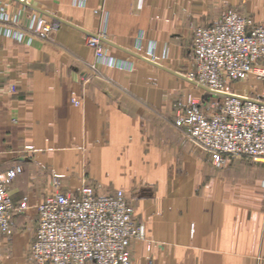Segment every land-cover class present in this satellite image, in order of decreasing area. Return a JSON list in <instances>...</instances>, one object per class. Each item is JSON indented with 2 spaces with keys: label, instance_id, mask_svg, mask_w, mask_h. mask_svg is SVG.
<instances>
[{
  "label": "crops",
  "instance_id": "0c3cea01",
  "mask_svg": "<svg viewBox=\"0 0 264 264\" xmlns=\"http://www.w3.org/2000/svg\"><path fill=\"white\" fill-rule=\"evenodd\" d=\"M1 2L15 14L26 12L21 40L0 23V175L24 144L35 149L9 186L13 204L49 193V174L64 191L84 182L98 194L123 189L146 233V241L129 245L133 264H264V162L215 165L174 122L177 101L209 99L207 92L108 44L106 53L118 64L97 61L85 32L45 15L53 31L39 37L26 27L37 11L17 0ZM33 4L182 74L197 27L229 10L264 25V0ZM254 79L235 91L250 92Z\"/></svg>",
  "mask_w": 264,
  "mask_h": 264
},
{
  "label": "built area",
  "instance_id": "2783aa9c",
  "mask_svg": "<svg viewBox=\"0 0 264 264\" xmlns=\"http://www.w3.org/2000/svg\"><path fill=\"white\" fill-rule=\"evenodd\" d=\"M27 1L33 4L40 0ZM25 12L15 14L0 0V23L6 24L9 36L24 37L18 24ZM26 27L40 37L52 32L51 23L38 13L27 17ZM94 34L87 37V45L96 60L118 64L119 59L108 55L100 40L105 35ZM191 50L192 70L187 77L197 84L231 93L232 83L253 76L261 91L243 98L219 95V106L189 95L185 102L175 104L176 126L217 165L228 156L264 161V27L231 12L211 27H197ZM22 171L17 162L0 175V232L9 231L14 210L9 186ZM26 201L24 197V209L28 208ZM34 209L36 228L28 250L34 264H133L129 245L145 240L144 227L133 221L122 190L106 195H95L89 188H83L79 195L56 192Z\"/></svg>",
  "mask_w": 264,
  "mask_h": 264
},
{
  "label": "rangeland",
  "instance_id": "374dc122",
  "mask_svg": "<svg viewBox=\"0 0 264 264\" xmlns=\"http://www.w3.org/2000/svg\"><path fill=\"white\" fill-rule=\"evenodd\" d=\"M231 12H236L239 15L248 17V18H250L252 20L251 16H249L247 14L239 13L236 10H229L228 12L224 13L222 16H224V15H226L228 13H231ZM217 21H215L214 23H216ZM252 22H253V20H252ZM214 23L212 25L208 26V27L213 26ZM253 24L254 25H259V24H255L254 22H253ZM259 26H263L264 27V25H259ZM52 31H53V29H52ZM47 37H42V38H47ZM191 45H192V43H191ZM94 56H95V54H94ZM191 58H192V50H191ZM91 67H93V66H91ZM191 70H192V63L190 62L189 67H188V69H187V71H186V73L184 75L187 76V74ZM249 79H250V77H248L245 80L236 81V82L232 83V85L230 86L231 93H234V94L240 95V96H242V95H246V96H256V95H258L260 93V91H261V85H260V83L256 82V79H254L255 82H253V83L251 82L249 84L250 85V90H249L250 92H248V90H247V92L243 93L244 91L242 90V91H240L238 93L239 90L237 89V86L239 84H241V87H242L244 85V83L249 81ZM238 82H240V83H238ZM255 84H256V86H255ZM252 88H253L254 91H257L256 95H252L253 94L252 93ZM235 90H238V91H235ZM207 98H209V102H214L216 106H219L220 103L222 102V97H220L219 95L208 94ZM203 99H206V98L204 97ZM76 102H77V104H79V102L77 100L71 99V103L73 105L74 104L77 105ZM173 115H174V109H173ZM185 137L188 139V141H190L189 138L186 135H185ZM190 142L195 147H197L200 150L206 152L204 149L200 148L197 144L193 143L192 141H190ZM34 152H35V149H34L32 144H30V143L24 144L22 146V149H20L17 152V157L14 159V161L11 163V165L14 164V163H17V162L21 163L22 166H23V171H24V163L27 161V159L30 158L31 154H33ZM206 153L209 155L208 152H206ZM209 157H210V155H209ZM210 159H211V157H210ZM226 159H239V160H243V161H254V160H252L250 158L232 157V156H228V157H226ZM211 161L216 165V163L212 159H211ZM257 162H264V161H257ZM49 185H50V192L45 194L44 196H42V198H40V200H38L36 202H31L27 195H23L19 199L18 203L14 204V210H13L11 216H10V228H9V231L6 232V233L5 232H0V262L4 261V262H7V263H13V264L14 263L34 264L30 260V258L28 256L29 246H30V244L32 242L31 240H32V237L34 235L35 228H36V212H35L34 206L37 203H39L42 199H44L46 196L51 195V194L56 193V192L68 193V194H71V195H79L83 188H89L95 195H106V194L113 193L114 191H117V190H122L123 191V189H115V190H112V191H110L108 193L98 194V193H96L93 185L88 183V182H84L80 188L75 189L73 191H69V190L68 191H64L59 186V178L57 176L51 175V174H49ZM262 186H263V192H262L263 194L262 195L264 197V182H263ZM9 193H10V196L12 198V193H11L10 188H9ZM123 193H124V191H123ZM124 195H125V193H124ZM24 197H26V200H27L26 202H27L28 208H26V209H24L22 207V204H23L22 201H23ZM125 197H126L127 202L129 203V206L131 208L132 218H133L132 205L129 202V200H128L126 195H125ZM133 221L136 224L142 225L144 227V225L142 223H137L134 220V218H133ZM144 231H145V227H144ZM15 238H18L19 242H18V240L16 241ZM144 241H146V233H145V240ZM144 241H141V242H144Z\"/></svg>",
  "mask_w": 264,
  "mask_h": 264
},
{
  "label": "water",
  "instance_id": "95a60500",
  "mask_svg": "<svg viewBox=\"0 0 264 264\" xmlns=\"http://www.w3.org/2000/svg\"><path fill=\"white\" fill-rule=\"evenodd\" d=\"M17 1H18L19 3H21L22 5H24V6L28 7V8H30V9H32V10H34V11H37L38 13H40V14H42V15H45V16L51 18V19H54V20H56V21H59V22H62V23H64V24H67V25H69V26H72V27H74V28H76V29H78V30H80V31H83V32H85L88 36H93V37L96 36L94 33L87 32V31H85L84 29H82V28H80V27H78V26H76V25L70 23L69 21L63 20V19L59 18V17L56 16V15H53V14L47 12V11H44L43 9L39 8L38 6L29 3L27 0H17ZM100 40H101L102 42H104L105 44H108V45H111V46H113V47H115V48H117V49H120V50L124 51L125 53H127V54H129V55H131V56H133V57H135V58L141 59V60L146 61V62H148V63H150V64H152V65H154V66H156V67H158V68H160V69H163L164 71H167V72H169V73H171V74H173V75H175V76H177V77H179V78H181V79H183V80H185V81L191 83L192 85L197 86L198 88L204 90V91L207 92L208 94H211V95H220V96H225V97H237V98H243V97H241V96H239V95H236V94H233V93H225V92L213 91V90H211V89H209V88H207V87H205V86H203V85L197 84L195 81L189 79L187 76H185L184 74H182V73H180V72L173 71V70H171V69H169V68H167V67H164L163 65H161V64H159V63H157V62H155V61H153V60H151V59H148V58H146V57H144V56H142V55H139L138 53H135V52L130 51V50H127V49H124V48H122V47H120V46H118V45L112 43L111 41L107 40L106 38H100Z\"/></svg>",
  "mask_w": 264,
  "mask_h": 264
}]
</instances>
